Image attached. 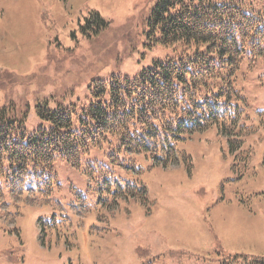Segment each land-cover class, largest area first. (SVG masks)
<instances>
[{
  "label": "rangeland",
  "instance_id": "rangeland-1",
  "mask_svg": "<svg viewBox=\"0 0 264 264\" xmlns=\"http://www.w3.org/2000/svg\"><path fill=\"white\" fill-rule=\"evenodd\" d=\"M157 1L0 0V109L28 113L31 133L47 126L35 115L39 103L81 101L92 79L132 76L163 58L145 33ZM243 88V127L186 138L178 148L187 163H145L129 175L143 189L104 188L57 162L61 203L74 193L93 202L69 233L41 242L43 210L0 178V264H264V64ZM91 158L123 174L97 151Z\"/></svg>",
  "mask_w": 264,
  "mask_h": 264
},
{
  "label": "trees",
  "instance_id": "trees-1",
  "mask_svg": "<svg viewBox=\"0 0 264 264\" xmlns=\"http://www.w3.org/2000/svg\"><path fill=\"white\" fill-rule=\"evenodd\" d=\"M146 23L147 45L166 52L150 66L132 76L91 80L78 102L39 103L35 115L47 126L31 133L28 113L0 109V178L12 189H26L43 210L41 238L71 232L67 225L82 222L93 203L75 193L61 203L57 162L84 172L89 182L119 189L129 172L125 162L142 156L163 166L187 163L180 142L212 127L232 136L246 117L243 83L264 64V4L158 0ZM93 151L125 172L114 176L91 158Z\"/></svg>",
  "mask_w": 264,
  "mask_h": 264
}]
</instances>
